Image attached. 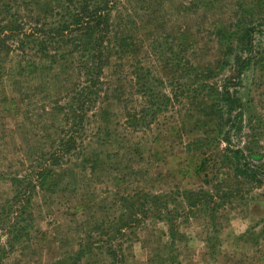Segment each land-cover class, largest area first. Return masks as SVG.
Returning a JSON list of instances; mask_svg holds the SVG:
<instances>
[{
  "label": "rangeland",
  "instance_id": "1",
  "mask_svg": "<svg viewBox=\"0 0 264 264\" xmlns=\"http://www.w3.org/2000/svg\"><path fill=\"white\" fill-rule=\"evenodd\" d=\"M25 2L0 5L23 13ZM263 18L264 0H118L107 98L56 185L37 173L69 127L53 106L80 84L78 55L45 60L51 71L23 72L18 86L3 78L0 264H111V250L121 264H264V34L239 79L236 62L241 35ZM226 85L240 112L217 101ZM200 189L213 198L190 207L184 192Z\"/></svg>",
  "mask_w": 264,
  "mask_h": 264
},
{
  "label": "trees",
  "instance_id": "2",
  "mask_svg": "<svg viewBox=\"0 0 264 264\" xmlns=\"http://www.w3.org/2000/svg\"><path fill=\"white\" fill-rule=\"evenodd\" d=\"M118 0H26L28 5L26 12L12 11L10 5H0V86L3 87V78L7 77L12 86H18L13 80L15 76L27 72L29 76L43 73L45 60L53 61L60 53H75L78 55V69L80 84L74 90V94L64 105L55 102L53 110L64 112V116L70 118L67 129H62L61 136L53 144L48 159L45 154L44 166L37 173V179L42 183L45 178H52L53 184L58 183L57 171L62 169L64 158L75 154L77 148V135L85 132L84 125L89 123L88 115L96 104L105 100L102 97L104 83V67L108 59L115 51V46L107 42L111 33L108 24L109 13ZM34 6V7H33ZM260 27L245 29L239 41L247 52L245 59H236L238 65V79L243 71L250 65L252 51V38L254 34H264V18ZM122 47V45H119ZM67 50V51H64ZM64 51V52H63ZM8 66V67H7ZM234 87V85H232ZM16 92V91H15ZM219 103H223L226 112L231 114L235 110L241 111L243 103L230 92V85L223 87ZM94 114V113H93ZM239 115V114H238ZM128 122L135 125V120L127 114ZM63 128V127H62ZM229 145V140L227 139ZM53 146V145H51ZM232 160L239 165L247 166L246 156L239 149H231ZM244 162V163H243ZM95 166V161L93 163ZM264 177V173H261ZM256 177V175H254ZM20 183V180H15ZM30 184V182H28ZM185 199L190 207L196 204H206L207 199H212V194L200 189L194 192H184ZM16 195H19L16 193ZM17 197V196H16ZM144 203L150 199L158 200L159 196L142 195ZM191 209V208H190ZM212 217V216H211ZM19 238V236H17ZM16 238V239H17ZM10 247L11 244H10ZM85 250L77 252L76 257L82 255ZM111 264H121L115 250L108 252ZM75 258V260H79Z\"/></svg>",
  "mask_w": 264,
  "mask_h": 264
}]
</instances>
